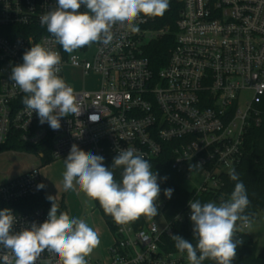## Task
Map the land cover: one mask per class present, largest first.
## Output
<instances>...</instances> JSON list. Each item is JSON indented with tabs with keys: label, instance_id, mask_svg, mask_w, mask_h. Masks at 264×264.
Wrapping results in <instances>:
<instances>
[{
	"label": "built area",
	"instance_id": "obj_1",
	"mask_svg": "<svg viewBox=\"0 0 264 264\" xmlns=\"http://www.w3.org/2000/svg\"><path fill=\"white\" fill-rule=\"evenodd\" d=\"M182 5L169 60L155 71L146 50L169 33V27H156L157 17H138L137 33L116 25L109 45L92 43L68 53L40 23L56 0H0V146L37 150L28 153L36 160L31 170L0 186V210H12L14 230L48 219L45 209L28 204L44 191L37 188L40 166L47 158L67 157L73 144L102 156L108 169L109 156L120 149L132 148L148 161L168 150L172 169L185 178L193 169L205 171V184L194 197L216 191L220 177L240 166L246 135L264 125V0H182ZM36 43L59 53L58 75L80 101L81 114L61 118L59 130L40 123L10 79L12 67ZM68 65L99 76V88L76 90L65 80ZM156 204L162 229L146 217L127 225L104 218L114 242L108 257H86L88 264H189L186 252L170 250L167 242L177 224L193 225L189 202L170 219L168 201ZM236 235L244 240L240 231ZM6 253L0 246V264ZM57 259L45 250L36 264Z\"/></svg>",
	"mask_w": 264,
	"mask_h": 264
},
{
	"label": "clouds",
	"instance_id": "obj_2",
	"mask_svg": "<svg viewBox=\"0 0 264 264\" xmlns=\"http://www.w3.org/2000/svg\"><path fill=\"white\" fill-rule=\"evenodd\" d=\"M56 5L54 10L41 15L40 23L64 51L72 53L92 43L109 45L116 25L137 33V18L164 15L169 0H56ZM82 6L86 11H81ZM60 63L58 52L36 43L23 54V63L12 67L10 75L26 94L23 99L26 108L36 112L40 123H48L53 130L60 129L61 118L81 114L79 98L58 75ZM64 164V189L75 190L78 186L87 197L99 201L104 213L116 224L127 225L141 216L149 219L157 216L156 201L161 192L158 173L153 172L143 154L132 148L120 149L108 169L102 156L73 144ZM120 167L122 180L117 182L112 169ZM228 175L236 181L230 198L219 204L189 201L196 244L179 235L171 236L176 249L186 252L189 264H202L205 259L216 264H233L237 248L243 243L236 233L251 228L250 218L244 214L250 203L246 188L234 168L229 169ZM44 187L42 183L37 185L38 189ZM173 191L164 189L165 197L170 199ZM47 199L52 202L48 219L18 231L14 230L17 218L12 210H0V246L7 250L2 257L4 264H11L8 253L14 264H36L45 250L58 257L56 264H88L86 257L100 244L98 233L84 220L59 212L56 196L49 195Z\"/></svg>",
	"mask_w": 264,
	"mask_h": 264
},
{
	"label": "trees",
	"instance_id": "obj_3",
	"mask_svg": "<svg viewBox=\"0 0 264 264\" xmlns=\"http://www.w3.org/2000/svg\"><path fill=\"white\" fill-rule=\"evenodd\" d=\"M182 0H169V8L162 16L157 17L156 27L166 28L169 27V33L164 37L152 42L146 50V56L150 60V63L155 71H159L164 67L170 57V51L175 45V33H176V21L179 17V13L182 9ZM244 157L240 166L236 169L239 174L240 181L243 182L248 199L250 201L248 207L245 210V215L250 218V221L256 220L260 215H264V125L260 128L251 129L246 135L245 140ZM16 150L19 152L36 153V149L33 147H26L24 145L7 144L0 146V153ZM114 156H109L108 165L112 168ZM52 159H46L40 168L51 163ZM152 165L153 172L158 173V184L160 185L161 192L159 194L158 201L167 200L165 215L168 219L172 218L174 214L179 212L184 205L191 200H199L202 204L207 202H215L219 204L221 200H227L230 198L232 191L234 190L236 181H232L229 175H222L220 177L219 187L214 192L203 193L200 196L194 197V193H190L183 188V183L186 180L185 176L177 171H174L171 167V160L169 157V151L166 150L164 155L157 159L149 161ZM118 182L122 180L123 168L112 169ZM167 177V179H164ZM174 189L172 197L166 198L164 195V189ZM96 206L101 210V213L105 219L111 218L106 215L99 204V201L95 200ZM50 202L45 196L44 191L37 197L29 201L31 209L49 207ZM144 216H141L137 221L142 222ZM241 222H237L240 226ZM175 235H179L189 242L196 244V239L193 235V225L177 224L175 226ZM238 238V237H237ZM170 250L177 251L175 247V241L168 239ZM202 264H216L211 259H205ZM233 264H264V250L262 252L257 251V244L253 240L245 241L238 246L237 255L233 261Z\"/></svg>",
	"mask_w": 264,
	"mask_h": 264
},
{
	"label": "rangeland",
	"instance_id": "obj_4",
	"mask_svg": "<svg viewBox=\"0 0 264 264\" xmlns=\"http://www.w3.org/2000/svg\"><path fill=\"white\" fill-rule=\"evenodd\" d=\"M64 76L65 80L78 91L97 90L100 85L99 76L85 74L80 69L73 68L69 65L65 67ZM250 97L251 93L247 94L242 101L245 102L249 100ZM66 158L67 157H63L53 160L48 165L40 168V178L42 184L45 185V196H56L59 212L67 213L70 218L82 219L90 227L96 228L100 244L88 256L89 258L99 260L102 259L103 256L108 257V249L114 240L102 213L96 209L95 200L87 197L79 190L78 186H76L75 190H65L63 187V173L66 170L64 159ZM35 163V158L26 152L9 151L0 153V186L28 172ZM205 181V171L203 169H193L189 177L184 181L183 188L192 193L201 189ZM50 208L51 205L47 208L44 207L48 213ZM154 220H157L159 227L162 229L164 225L163 218H157V216H155L149 219V221ZM250 222L251 228H243L242 231H240V235L245 241L253 240L257 244V251L262 252L264 250V215H260L256 220Z\"/></svg>",
	"mask_w": 264,
	"mask_h": 264
},
{
	"label": "crops",
	"instance_id": "obj_5",
	"mask_svg": "<svg viewBox=\"0 0 264 264\" xmlns=\"http://www.w3.org/2000/svg\"><path fill=\"white\" fill-rule=\"evenodd\" d=\"M43 190H45V189L43 188Z\"/></svg>",
	"mask_w": 264,
	"mask_h": 264
}]
</instances>
